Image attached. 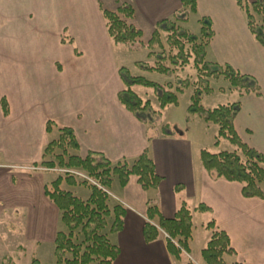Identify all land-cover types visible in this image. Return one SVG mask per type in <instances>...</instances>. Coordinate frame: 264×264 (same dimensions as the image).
I'll return each mask as SVG.
<instances>
[{
	"label": "crops",
	"instance_id": "obj_1",
	"mask_svg": "<svg viewBox=\"0 0 264 264\" xmlns=\"http://www.w3.org/2000/svg\"><path fill=\"white\" fill-rule=\"evenodd\" d=\"M180 2L0 0V208L21 213L4 231L16 252H24L27 245L42 252V245H53L63 229L59 211L45 195L48 185L42 177L13 172L40 167L43 149L57 137L56 130L46 133L51 122L56 129L74 132L81 158L96 153L116 164L131 162L146 150L154 162L161 178L157 189L143 190L133 176L124 188L115 189L113 199L124 207L125 215L122 229L111 234L110 241L119 248L114 264H203L200 253L211 231L197 234V213L207 215L228 236L234 255L224 256L226 263L264 264V198H244L239 183L214 179L206 172L200 162L202 148L191 137L193 127H181L182 135L150 134L148 125L118 101L123 84L101 9L115 11L118 4L129 5L134 10L130 23L141 31L137 42L144 45L157 22L172 19L180 10ZM195 2L200 18L212 23L206 60L210 53V62L231 66L254 78L260 88V96L237 93L234 102H239L240 111L234 128L242 142L264 153V47L248 31L234 0ZM29 179L36 182L31 186ZM176 186L182 190L175 192ZM72 187L61 185L68 191ZM147 202L166 219L173 218L182 203L190 208L189 253L183 252L179 259L171 256L163 233L156 241L145 242ZM200 205L207 210H198Z\"/></svg>",
	"mask_w": 264,
	"mask_h": 264
},
{
	"label": "trees",
	"instance_id": "obj_2",
	"mask_svg": "<svg viewBox=\"0 0 264 264\" xmlns=\"http://www.w3.org/2000/svg\"><path fill=\"white\" fill-rule=\"evenodd\" d=\"M245 16L246 26L253 38L264 47V2L256 0L249 3L246 0H234ZM188 12L196 13L195 0H181L180 10L172 19H163L155 25L154 31L145 47L150 51L157 47L160 53L155 54V64L144 67L143 70L155 71L161 74H170L177 69H183L192 58L194 69L197 71L199 83L208 82L210 78L223 77L239 96L254 94L260 96V88L254 78L242 74L229 65H219L206 60V50L213 37L212 23L208 18H200V32L198 35L186 31L180 24L186 20ZM101 16L109 39L114 43L132 44L141 38V31L136 29L130 20L134 10L125 4H118L115 11L101 9ZM260 17V20L257 18ZM161 35L164 36L167 50L160 43ZM151 55V54H150ZM119 76L123 90L118 93V101L127 111L132 113L142 123L150 115L149 101H143L133 91L135 85L151 87L154 89L161 107L176 105V94L171 90V85L164 86L149 82L141 77H132L129 72L121 68ZM184 84L183 86H186ZM178 89V88H177ZM205 93L210 90L207 85L201 89ZM199 88L192 96V103L188 113L199 114L206 122L218 126V138H227L236 145L239 154L220 152H200V162L214 179H224L236 182L242 186L244 198H264V153L249 147L238 137L234 120L240 111L239 102L221 105L213 110L204 111L199 106L201 91ZM181 92L182 89L176 90ZM4 114L7 106L1 100ZM57 131V137L50 140L42 152L41 168L47 170L67 169L86 173L94 182L90 183L68 174L57 175L51 188H45L46 197L53 203L60 213L62 230L54 238V254L56 264H114L119 248L113 244L104 232L108 227L109 233H118L124 222L125 209L115 202L108 188L113 179L117 180L120 188H124L131 176L137 178V183L145 191L155 190L161 182L156 174L154 162L145 150L138 158L131 162L123 161L116 164L110 163L102 155L89 153L81 158L78 155V142L74 132L69 128L56 129L54 124L47 122L46 133ZM164 135L170 134L164 127ZM65 183L68 186L78 184L89 187L90 194L82 200L71 191L61 188ZM181 186L174 188L180 192ZM146 222L143 227V237L146 243L156 241L160 234L165 235L166 249L175 259H179L183 252L189 253V243L192 237V211L182 203L171 219L164 218L152 202L146 204ZM198 210L207 209L200 205ZM211 231L210 238L201 250L203 264H228L224 256L234 255L230 247L228 236L215 228L213 221L207 224ZM31 264H40L32 259ZM188 264H192L188 262ZM237 264V263H234Z\"/></svg>",
	"mask_w": 264,
	"mask_h": 264
},
{
	"label": "rangeland",
	"instance_id": "obj_3",
	"mask_svg": "<svg viewBox=\"0 0 264 264\" xmlns=\"http://www.w3.org/2000/svg\"><path fill=\"white\" fill-rule=\"evenodd\" d=\"M260 1L264 2V0ZM199 19V13L188 12L186 20L181 22L180 25L189 33L198 35L200 32ZM257 20H260V17H258ZM160 43H162L163 48L167 50L163 35L160 37ZM145 45L146 44L142 45L140 42L132 44L111 42V50L113 53L114 63L118 69L124 68L132 77L144 78L149 82L164 86L166 89L167 84L171 85L170 91L176 94V105L172 104L161 107L153 88L140 85L132 87V91L138 97H140L143 101L150 102V115L146 116L148 117L146 121L150 120V122H147L149 133L152 134L155 131L159 135H164L165 127L171 135H182L185 131L180 128L189 126L193 127L194 130V134H192L191 137L202 148V150H206L212 154L220 152L239 154L237 146L232 144L227 138H218V126L216 124L206 122L199 114H191L187 111L188 107L192 103V96L198 88L201 90L204 85H207L210 90L208 93L201 90L202 93L200 96L199 106L204 111L213 110L221 105L234 103L237 99V92L230 90L229 83L221 76L218 78H210L207 83H199L197 71L194 69L192 58L183 69L174 70L169 75L157 73L155 71L143 70L142 68L144 67L154 66L156 61L155 54L160 53V49L157 47H154V49L150 51L145 47ZM211 59V54L207 53V61H212ZM184 84L187 85L183 86ZM179 89H182V91L177 92L176 90ZM187 120H189V125H185ZM27 167H20L21 171L13 170V172H19L26 176H41L44 182L48 185V188H51L52 182L57 177L56 174L46 172L35 173V171L32 172L27 169ZM79 172L87 176L86 173L80 170ZM28 181L32 186L33 183L36 182V179H29ZM117 187H119L117 180L113 179L111 186L108 188V192L110 193L112 199L113 196H116L115 189ZM69 191H71L74 196L82 200H85V195L90 192L89 187L81 184L76 185L75 188H69ZM20 216L21 213L16 214L13 211H9L5 208V206L0 208V264H31L32 259H38L40 264H56L57 259L54 254V244H43L41 247L42 252L38 251L40 248L30 245L25 247L26 250L24 252H16L12 242L13 240L4 237L6 227H13L14 223L20 218ZM209 221L210 218H208L205 214L197 213L194 215V224L197 228L198 235L202 233L205 234L204 232L209 230L206 227ZM108 227L104 232L107 234L108 238L112 240ZM91 264L96 263L94 262Z\"/></svg>",
	"mask_w": 264,
	"mask_h": 264
},
{
	"label": "built area",
	"instance_id": "obj_4",
	"mask_svg": "<svg viewBox=\"0 0 264 264\" xmlns=\"http://www.w3.org/2000/svg\"><path fill=\"white\" fill-rule=\"evenodd\" d=\"M27 169H29L30 171L32 172H37V171H53V172H56V173H59V174H68V175H71V176H74L76 178H79L81 180H86L90 183H94L89 177L85 176L83 173L79 172V171H76V170H67V169H54V170H47L45 168H40V167H35V166H30V167H27Z\"/></svg>",
	"mask_w": 264,
	"mask_h": 264
}]
</instances>
